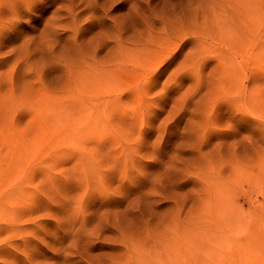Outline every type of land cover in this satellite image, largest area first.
Here are the masks:
<instances>
[{"label": "rangeland", "instance_id": "1", "mask_svg": "<svg viewBox=\"0 0 264 264\" xmlns=\"http://www.w3.org/2000/svg\"><path fill=\"white\" fill-rule=\"evenodd\" d=\"M36 3L0 0V264H264V0Z\"/></svg>", "mask_w": 264, "mask_h": 264}, {"label": "snow or ice", "instance_id": "2", "mask_svg": "<svg viewBox=\"0 0 264 264\" xmlns=\"http://www.w3.org/2000/svg\"><path fill=\"white\" fill-rule=\"evenodd\" d=\"M39 6H40V0H37V3L33 5L32 10L35 11L36 8H38ZM22 11H23V9H22Z\"/></svg>", "mask_w": 264, "mask_h": 264}]
</instances>
